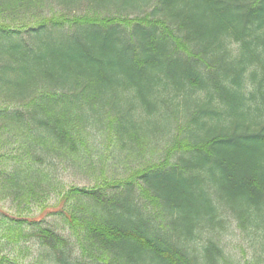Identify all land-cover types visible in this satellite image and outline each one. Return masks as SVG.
Wrapping results in <instances>:
<instances>
[{
	"label": "trees",
	"instance_id": "1",
	"mask_svg": "<svg viewBox=\"0 0 264 264\" xmlns=\"http://www.w3.org/2000/svg\"><path fill=\"white\" fill-rule=\"evenodd\" d=\"M17 138L0 192L61 208L2 228L33 264H264V0H0V150Z\"/></svg>",
	"mask_w": 264,
	"mask_h": 264
},
{
	"label": "rangeland",
	"instance_id": "2",
	"mask_svg": "<svg viewBox=\"0 0 264 264\" xmlns=\"http://www.w3.org/2000/svg\"><path fill=\"white\" fill-rule=\"evenodd\" d=\"M9 25L14 29L20 30L22 26L21 23ZM20 25V26H18ZM1 159H0V179L3 181L4 173L11 171V169L18 163V161H25V151L22 141L17 138L13 140V144L8 145L7 148L1 149ZM56 168L54 170V177L60 180L65 187H69L74 183H78L76 178L72 176V171L69 167L64 168L60 165L59 160H54ZM4 170V171H3ZM79 184L82 186L87 184V181H80ZM44 202V199L42 200ZM40 204L25 205L24 202L20 200H15L12 196H7L3 192H0V243L4 242L5 249L3 250V255L7 256L9 264H33L34 258L38 255L40 247L35 238H28L27 242L21 241V243L15 244L9 242L2 235V228L8 225L21 226L24 234H29L33 230L32 225L39 226H49L51 224H58L57 211L61 208L56 206L57 200L53 194L49 197V200L44 203L43 206ZM32 224V225H29ZM224 244L227 245L229 249H235L242 244L240 238H235L232 233L224 235ZM236 251H239L236 249Z\"/></svg>",
	"mask_w": 264,
	"mask_h": 264
}]
</instances>
